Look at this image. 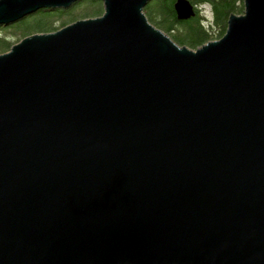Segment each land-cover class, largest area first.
I'll list each match as a JSON object with an SVG mask.
<instances>
[{"label":"water","instance_id":"obj_1","mask_svg":"<svg viewBox=\"0 0 264 264\" xmlns=\"http://www.w3.org/2000/svg\"><path fill=\"white\" fill-rule=\"evenodd\" d=\"M102 1L0 53V264H264V0L196 49Z\"/></svg>","mask_w":264,"mask_h":264},{"label":"trees","instance_id":"obj_2","mask_svg":"<svg viewBox=\"0 0 264 264\" xmlns=\"http://www.w3.org/2000/svg\"><path fill=\"white\" fill-rule=\"evenodd\" d=\"M175 1L151 0L145 12L150 21L168 33L176 42L194 49L210 40L220 39L227 31L230 15L241 14L245 8L243 0H190L195 6L196 14L189 19L180 20L174 7ZM102 2V0H80L68 9L42 8L15 23L0 25V53L10 50L15 43L27 35L55 31L77 19L87 17L88 13L79 15L73 12L82 5L86 4L90 7V16H100L104 12ZM21 26L22 30L19 31Z\"/></svg>","mask_w":264,"mask_h":264},{"label":"rangeland","instance_id":"obj_3","mask_svg":"<svg viewBox=\"0 0 264 264\" xmlns=\"http://www.w3.org/2000/svg\"><path fill=\"white\" fill-rule=\"evenodd\" d=\"M103 3V2H102ZM89 11H90V7H88V6H86V4L85 5H82V6H80V7H77L73 12L75 13V14H79V15H84V14H86V13H88L87 15L88 16H90L89 14ZM69 16H71V15H68V17ZM87 16V17H88ZM91 16H95V15H91ZM77 18H80V17H77ZM16 29H18V27L16 28ZM22 30V26H21V28L19 29V31H21Z\"/></svg>","mask_w":264,"mask_h":264}]
</instances>
